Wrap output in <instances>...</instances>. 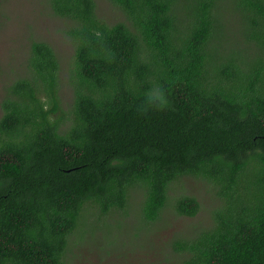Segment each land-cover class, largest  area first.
Masks as SVG:
<instances>
[{"label": "trees", "instance_id": "16d2710c", "mask_svg": "<svg viewBox=\"0 0 264 264\" xmlns=\"http://www.w3.org/2000/svg\"><path fill=\"white\" fill-rule=\"evenodd\" d=\"M107 1L124 19L49 0L71 62L33 37L6 73L0 264H70L71 238L113 234L137 194L146 231L193 219L199 201L173 193L185 178L218 201L176 264H264V0Z\"/></svg>", "mask_w": 264, "mask_h": 264}, {"label": "rangeland", "instance_id": "374dc122", "mask_svg": "<svg viewBox=\"0 0 264 264\" xmlns=\"http://www.w3.org/2000/svg\"><path fill=\"white\" fill-rule=\"evenodd\" d=\"M97 2L102 17L124 19L121 11L107 0ZM48 6L49 0H0V119L6 73L25 62L33 37L52 45L64 66L72 60L73 42L65 34L66 21L55 17ZM66 94L70 98L68 88ZM173 189L176 195H190L199 201L201 211L197 217L191 219L167 212L158 226L146 231L136 214L142 201L137 194L125 218L127 222L116 218L120 224H115L113 234L95 232L88 226L85 235L83 228L71 238L70 264H176L178 255L172 252V245L212 224L218 198L209 184L196 178H185ZM111 223L114 225L115 220Z\"/></svg>", "mask_w": 264, "mask_h": 264}]
</instances>
